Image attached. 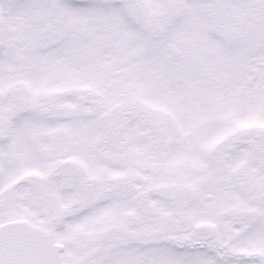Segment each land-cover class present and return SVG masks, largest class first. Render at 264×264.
Masks as SVG:
<instances>
[{"label": "snow or ice", "instance_id": "6c2138e0", "mask_svg": "<svg viewBox=\"0 0 264 264\" xmlns=\"http://www.w3.org/2000/svg\"><path fill=\"white\" fill-rule=\"evenodd\" d=\"M0 264H264V0H0Z\"/></svg>", "mask_w": 264, "mask_h": 264}]
</instances>
